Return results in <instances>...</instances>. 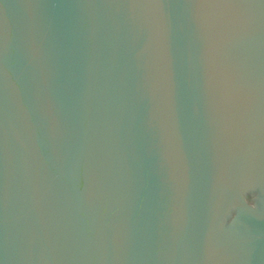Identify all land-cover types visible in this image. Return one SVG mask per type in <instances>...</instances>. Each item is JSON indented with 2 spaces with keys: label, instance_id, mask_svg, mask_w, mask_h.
I'll return each mask as SVG.
<instances>
[{
  "label": "water",
  "instance_id": "water-1",
  "mask_svg": "<svg viewBox=\"0 0 264 264\" xmlns=\"http://www.w3.org/2000/svg\"><path fill=\"white\" fill-rule=\"evenodd\" d=\"M0 264H264V0H0Z\"/></svg>",
  "mask_w": 264,
  "mask_h": 264
}]
</instances>
